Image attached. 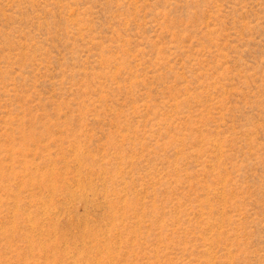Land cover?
<instances>
[{"label":"rangeland","instance_id":"374dc122","mask_svg":"<svg viewBox=\"0 0 264 264\" xmlns=\"http://www.w3.org/2000/svg\"><path fill=\"white\" fill-rule=\"evenodd\" d=\"M0 264H264V0H0Z\"/></svg>","mask_w":264,"mask_h":264}]
</instances>
